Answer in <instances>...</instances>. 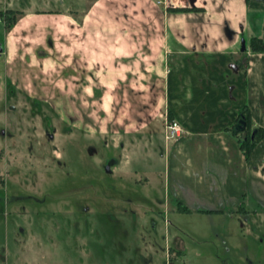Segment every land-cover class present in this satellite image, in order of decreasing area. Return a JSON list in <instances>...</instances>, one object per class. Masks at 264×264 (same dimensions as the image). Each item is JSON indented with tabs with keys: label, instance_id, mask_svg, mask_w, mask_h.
I'll use <instances>...</instances> for the list:
<instances>
[{
	"label": "crops",
	"instance_id": "crops-1",
	"mask_svg": "<svg viewBox=\"0 0 264 264\" xmlns=\"http://www.w3.org/2000/svg\"><path fill=\"white\" fill-rule=\"evenodd\" d=\"M8 9L19 14L8 30L0 15V59L13 89L89 101L81 125L124 138L119 145L159 139L144 168L127 170L130 153L122 169L134 184L161 183L166 209L232 228L264 222V0H0ZM152 111L177 120L182 136L153 135ZM240 115L247 133L233 134ZM229 229L226 254L237 251Z\"/></svg>",
	"mask_w": 264,
	"mask_h": 264
},
{
	"label": "rangeland",
	"instance_id": "rangeland-1",
	"mask_svg": "<svg viewBox=\"0 0 264 264\" xmlns=\"http://www.w3.org/2000/svg\"><path fill=\"white\" fill-rule=\"evenodd\" d=\"M10 77L0 59V264H264L258 218L242 231L229 226L237 251L226 254L229 227L219 218L166 209L161 183L143 186L123 175L144 168L159 139L119 145L124 138L81 125L90 120L89 101L28 97ZM155 112L153 135L163 130ZM176 242L184 251L167 250Z\"/></svg>",
	"mask_w": 264,
	"mask_h": 264
},
{
	"label": "built area",
	"instance_id": "built-area-1",
	"mask_svg": "<svg viewBox=\"0 0 264 264\" xmlns=\"http://www.w3.org/2000/svg\"><path fill=\"white\" fill-rule=\"evenodd\" d=\"M156 4L164 3V0H154ZM184 133L182 125L174 118L164 116L163 117V130L162 136L166 142H174L179 139Z\"/></svg>",
	"mask_w": 264,
	"mask_h": 264
},
{
	"label": "trees",
	"instance_id": "trees-1",
	"mask_svg": "<svg viewBox=\"0 0 264 264\" xmlns=\"http://www.w3.org/2000/svg\"><path fill=\"white\" fill-rule=\"evenodd\" d=\"M16 14H19L18 12L12 11V10H5L4 12H0V15L3 18V24H4V28L5 30H8L11 25L14 23V21L16 20ZM252 47L254 49H262L263 46L260 44V42L258 43L257 39H254L252 41ZM246 120V117H244ZM242 147H243V151H244V155H247L249 150L251 149L252 145H253V141H249V136H247L243 141H242Z\"/></svg>",
	"mask_w": 264,
	"mask_h": 264
},
{
	"label": "water",
	"instance_id": "water-1",
	"mask_svg": "<svg viewBox=\"0 0 264 264\" xmlns=\"http://www.w3.org/2000/svg\"><path fill=\"white\" fill-rule=\"evenodd\" d=\"M9 108H13V106H9ZM246 128V122L243 118V116H239V118L236 120V122L232 125L231 127V133L236 134V133H241L245 130ZM256 131L255 128L251 129V134L250 138H252L253 133Z\"/></svg>",
	"mask_w": 264,
	"mask_h": 264
},
{
	"label": "flooded vegetation",
	"instance_id": "flooded-vegetation-1",
	"mask_svg": "<svg viewBox=\"0 0 264 264\" xmlns=\"http://www.w3.org/2000/svg\"><path fill=\"white\" fill-rule=\"evenodd\" d=\"M242 133L246 134L247 133V129L245 128V130Z\"/></svg>",
	"mask_w": 264,
	"mask_h": 264
}]
</instances>
